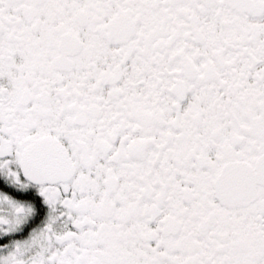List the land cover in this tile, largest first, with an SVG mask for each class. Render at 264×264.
<instances>
[{"label":"snow or ice","instance_id":"obj_1","mask_svg":"<svg viewBox=\"0 0 264 264\" xmlns=\"http://www.w3.org/2000/svg\"><path fill=\"white\" fill-rule=\"evenodd\" d=\"M0 264H264V0H0Z\"/></svg>","mask_w":264,"mask_h":264}]
</instances>
